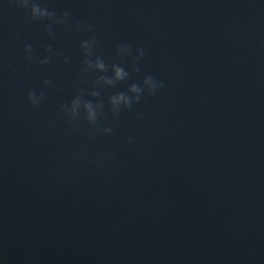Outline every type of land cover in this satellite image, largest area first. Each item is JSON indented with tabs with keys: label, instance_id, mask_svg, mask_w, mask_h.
Wrapping results in <instances>:
<instances>
[{
	"label": "water",
	"instance_id": "95a60500",
	"mask_svg": "<svg viewBox=\"0 0 264 264\" xmlns=\"http://www.w3.org/2000/svg\"><path fill=\"white\" fill-rule=\"evenodd\" d=\"M42 3L58 16L69 11L71 26H54L50 38L47 21L0 0V253L8 264H264V5ZM93 36L106 63L131 65L115 56L118 44L142 47L133 79L151 74L165 87L119 117L107 101L127 85L103 90L101 123L114 133L90 140L83 119L81 133L70 134L58 108L100 75L80 71L79 43ZM45 79L60 91L44 88ZM30 90L46 93L40 107L27 102Z\"/></svg>",
	"mask_w": 264,
	"mask_h": 264
},
{
	"label": "clouds",
	"instance_id": "9594fccd",
	"mask_svg": "<svg viewBox=\"0 0 264 264\" xmlns=\"http://www.w3.org/2000/svg\"><path fill=\"white\" fill-rule=\"evenodd\" d=\"M264 5V0H258ZM16 6L28 10V16L33 22L47 21L44 31L51 38L54 36V26L63 25L70 27L72 24L71 15L69 11H63L59 16L55 10L42 3V0H14ZM75 27L80 31L89 33L94 32V27L91 24L84 25L79 22ZM97 47V40L93 36L88 39H83L79 43V48L82 53V60L80 62V71L82 74L99 73L91 82L90 88H87V81H82V85L77 90L68 102L61 103L58 112L62 114V118L67 120L71 125L70 134L79 135L81 127L79 121L81 118L84 123L92 130L89 134V139L94 140L97 134L105 137L111 136L114 133V128L110 125L102 124L101 122L106 118L105 104L101 99V93L105 89L116 88L119 84H126V91H118L108 97V111L112 117H119L124 111H131L134 105L140 104L142 98L145 96H154L161 89L165 87L162 80L154 75L145 74L141 79L134 80L133 74H140L142 69L140 62L145 56V50L142 47H136L126 43L118 44L115 48V56L124 59H131V65L123 63H106L104 57L95 54ZM45 52L55 54L51 45H48ZM25 59L32 61L34 59L33 46L31 43H26L23 46ZM63 56V53H60ZM52 59V55H46L38 60V64L47 65ZM64 64H68L69 58L63 57ZM43 86L46 89H55L57 92L60 89L51 79H45ZM46 101V93L44 91L30 90L27 92V102L33 107L38 108ZM144 113H136V118L141 119ZM51 127V125H50ZM128 144L134 143L132 137L127 140ZM114 153L101 154L98 158L100 161L107 159ZM0 264H8L4 255L0 253Z\"/></svg>",
	"mask_w": 264,
	"mask_h": 264
}]
</instances>
